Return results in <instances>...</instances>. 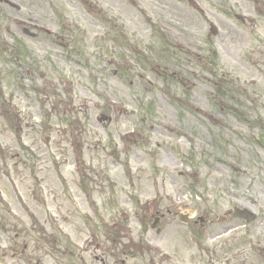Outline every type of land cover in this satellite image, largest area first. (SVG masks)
I'll list each match as a JSON object with an SVG mask.
<instances>
[{
  "label": "rangeland",
  "instance_id": "rangeland-1",
  "mask_svg": "<svg viewBox=\"0 0 264 264\" xmlns=\"http://www.w3.org/2000/svg\"><path fill=\"white\" fill-rule=\"evenodd\" d=\"M37 2L0 3V258L264 263V0Z\"/></svg>",
  "mask_w": 264,
  "mask_h": 264
},
{
  "label": "flooded vegetation",
  "instance_id": "flooded-vegetation-1",
  "mask_svg": "<svg viewBox=\"0 0 264 264\" xmlns=\"http://www.w3.org/2000/svg\"><path fill=\"white\" fill-rule=\"evenodd\" d=\"M14 2L15 6L7 3L5 0H0V3L5 4L13 8L14 10H21L27 1H38L37 3L30 6L31 9L37 8V5L39 4L42 8H49L52 2L50 0H10ZM79 1V0H78ZM84 2L86 0H83ZM54 6V4H53ZM32 24L31 21H28L27 25ZM7 169L5 168V162H0V175L4 176L8 173H6ZM10 178V177H9ZM11 180V178H10ZM12 181V180H11ZM1 223V220H0ZM5 227L2 228V231H4ZM19 232V231H18ZM159 232V229L157 230ZM225 232V231H224ZM225 234H221L220 237L224 236ZM21 234L15 232V239H20ZM219 237H216V239ZM18 241H16L15 246L17 245ZM144 242L137 243L138 250L135 248L134 244L130 245V250L132 252L131 256H134L135 253H139V250L142 252V261L143 264H251V263H245V260L240 262L241 259H235L233 257L238 256L240 253L232 252V254L229 255L230 260L225 261V256L227 251L225 252L224 247H218V248H201L193 251V256L195 257L197 254L196 252L200 253L198 256V259L196 260L194 258L193 261H189L186 258L183 257V254H186V250H182L179 248L169 247L166 250H160L156 247H154L150 242ZM28 248L27 245L24 246V250H22V253ZM15 250V249H14ZM137 250V251H136ZM182 250V252H181ZM30 261V260H29ZM28 262V261H27ZM36 262H40V260H36ZM0 264H17L16 262H10L8 263L7 260L4 259L3 256L0 258ZM28 264V263H27ZM31 264V262H29ZM264 264V263H262Z\"/></svg>",
  "mask_w": 264,
  "mask_h": 264
},
{
  "label": "water",
  "instance_id": "water-1",
  "mask_svg": "<svg viewBox=\"0 0 264 264\" xmlns=\"http://www.w3.org/2000/svg\"><path fill=\"white\" fill-rule=\"evenodd\" d=\"M212 34H216L217 33V29L215 27L212 26ZM105 119V118H101L100 120ZM233 216L235 217H242L244 219H246L247 221L253 220L255 218V214H253L252 212L244 209V210H239V209H235Z\"/></svg>",
  "mask_w": 264,
  "mask_h": 264
},
{
  "label": "bare ground",
  "instance_id": "bare-ground-1",
  "mask_svg": "<svg viewBox=\"0 0 264 264\" xmlns=\"http://www.w3.org/2000/svg\"><path fill=\"white\" fill-rule=\"evenodd\" d=\"M228 233V232H227Z\"/></svg>",
  "mask_w": 264,
  "mask_h": 264
}]
</instances>
